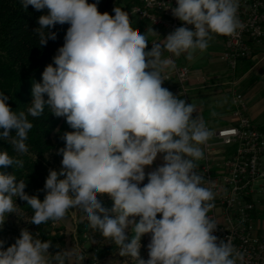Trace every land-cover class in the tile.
<instances>
[{
	"label": "clouds",
	"instance_id": "1",
	"mask_svg": "<svg viewBox=\"0 0 264 264\" xmlns=\"http://www.w3.org/2000/svg\"><path fill=\"white\" fill-rule=\"evenodd\" d=\"M98 3L20 0L24 10L29 5L48 10L33 31L40 46L57 39L50 31L55 25L70 27L53 57L55 67L47 65L42 83L33 82L26 111H12L9 97L0 92V140L27 154L34 127L29 117H40L45 108L66 118L74 131L62 136V168L49 170L43 201L25 192L24 179L0 172V227L9 213H16L20 198L33 210L31 224L38 226L63 219L69 209H81L88 227L136 264H245L244 254L230 240L213 235L217 223L208 215L215 195L204 186L198 161L204 158L201 146L214 133L199 116L192 118L194 104L162 87L176 67L172 56L192 59L196 51L207 50L213 35L237 34L242 28L239 0H176L172 15L194 30L178 27L163 43L153 41L150 50L128 12L116 6L114 16L101 13ZM158 154H163L162 166L148 172L141 187L145 166ZM7 166L23 168L24 161L0 150V168ZM105 195L113 201L111 209L103 206ZM145 234L151 236L146 261L139 253ZM4 243L0 240V264H68L73 256L83 264L85 259L59 245V251L50 253L52 241L27 229L6 250Z\"/></svg>",
	"mask_w": 264,
	"mask_h": 264
},
{
	"label": "built area",
	"instance_id": "2",
	"mask_svg": "<svg viewBox=\"0 0 264 264\" xmlns=\"http://www.w3.org/2000/svg\"><path fill=\"white\" fill-rule=\"evenodd\" d=\"M126 1L128 5L122 9L133 24L145 23L163 30L166 36L181 26L194 30V25L172 15L176 0ZM237 15L242 23L237 34L212 38L223 41L221 60L233 78L240 63L252 59L258 49L264 52V0H239ZM175 72L181 84L188 81V68H176ZM232 87L233 124L214 132V142L203 145L198 171L204 176V186L215 195V207L208 214L217 223L213 235L230 240L244 254L245 264H264V232L255 226L264 204V131L253 125L246 99L235 82ZM179 93L186 96L184 88L180 87ZM218 147L224 151L222 156ZM230 147H235L233 153H227Z\"/></svg>",
	"mask_w": 264,
	"mask_h": 264
},
{
	"label": "trees",
	"instance_id": "3",
	"mask_svg": "<svg viewBox=\"0 0 264 264\" xmlns=\"http://www.w3.org/2000/svg\"><path fill=\"white\" fill-rule=\"evenodd\" d=\"M94 3L96 0H88ZM126 0H99L98 11L107 12L114 16V7L123 8L127 6ZM48 10H35L31 5L26 10L22 9L20 0H0V92L9 97L7 103L12 111H26L32 100L33 82L42 83V73L45 67L53 63V57L57 54V49L64 44V37L69 24H57L50 31L57 34L56 40L49 39L46 46L38 44V37L34 30L39 27L38 18L47 14ZM145 23L135 22L132 26L144 32ZM45 99L47 96L45 95ZM34 127L28 134L26 144L29 148L27 154H18L10 144L0 140V150H8L9 154L17 159L24 161L23 168L7 166L0 168V172L6 174H15L17 181L24 179L26 181L25 192L32 196H37L41 201L45 198L46 190L44 185L46 178L51 170L50 157L56 164L62 162V154H58L59 149L65 147V141L62 136L65 132H72V129L64 117H56L51 114L49 109L45 108L44 113L37 118L29 117ZM14 135V130L13 133ZM163 157V154H160ZM148 182L147 176L140 185L143 187ZM23 212L29 219L30 233L42 241L51 240L52 246L49 252L55 254L64 248L65 236L60 235L59 231L52 234L51 230L54 221H48L45 224H31L33 210L27 205V202L16 198ZM103 206L111 209L113 201L105 195ZM264 215V213H262ZM139 220V217H136ZM157 218H161L158 214ZM137 220V222H138ZM87 228L88 232L93 234L97 242V255L106 258L119 251L118 247L111 241L102 237L99 231L88 227V221H84L80 227ZM3 233L0 232V236ZM151 239L150 234L141 237L140 243L145 246L146 239ZM17 239V238H16ZM16 239L8 238L3 240L4 250L15 243ZM131 235L129 236L130 242ZM1 240V239H0ZM59 245L60 248H57Z\"/></svg>",
	"mask_w": 264,
	"mask_h": 264
},
{
	"label": "crops",
	"instance_id": "4",
	"mask_svg": "<svg viewBox=\"0 0 264 264\" xmlns=\"http://www.w3.org/2000/svg\"><path fill=\"white\" fill-rule=\"evenodd\" d=\"M148 27L150 26L145 25L143 30L144 34ZM153 31L157 33V36L153 37V41L163 43V39L166 38V33L158 28H154ZM222 52L223 41L221 39L211 40L207 50L203 52L196 51L192 59H188V62L190 63L189 66H178L175 63V69L181 67H186L189 69L190 75L186 83L181 84L178 81L174 69L167 73L168 80L163 82L162 87L167 88L174 95L184 99L187 101L186 103H192L196 106L197 111L193 112V119H196L198 116L200 118L202 117V120L207 123V126L210 124L215 125L218 128L216 129L219 130L233 124L232 83L235 82L237 85L236 89L242 93L246 99L248 107L247 113L253 125L257 129L264 131L263 50L258 49L252 59L240 63L234 78L229 74L218 72H215V74L213 73L206 75L203 74L201 68L195 66L197 65L196 63H198L197 61L199 60V57H202L201 59H208L210 57L218 58L222 62ZM180 87L184 88L186 96L180 95ZM205 111L209 112V115L206 118L204 116ZM217 149V153L222 156V153L224 152L223 149ZM226 151L227 153H232L228 149ZM155 161L159 166H162L163 159L159 154Z\"/></svg>",
	"mask_w": 264,
	"mask_h": 264
},
{
	"label": "rangeland",
	"instance_id": "5",
	"mask_svg": "<svg viewBox=\"0 0 264 264\" xmlns=\"http://www.w3.org/2000/svg\"><path fill=\"white\" fill-rule=\"evenodd\" d=\"M154 30L153 27H148L147 31L145 32L148 42V50L151 49V44L154 40L153 37H156L157 35L151 34L148 30L151 29ZM150 43V45H149ZM166 56H172L170 53H165ZM202 57H199V60L196 63L199 68H201L203 74H215V72L223 73V74H229L230 71L227 69L226 65L221 62L218 58H208V59H201ZM172 59L178 66H189V60L187 59V54H181L179 57L172 56ZM210 62V64H209ZM208 64V65H207ZM192 65V64H191ZM194 66V65H193ZM212 72V73H209ZM209 115L208 111H205V118ZM202 119V117L200 118ZM207 124V123H206ZM209 129L213 131V133L218 129L215 125H208ZM217 128V129H216ZM209 142H214V139L211 137ZM203 149V145L201 146ZM221 148V147H218ZM228 150H230L232 153L235 151V147H230ZM160 155V154H159ZM161 156V155H160ZM162 157V156H161ZM51 162V170L60 171L62 168V162L59 164H56L53 159L50 157L47 158ZM163 159V158H162ZM159 165L156 163V161L153 162L151 166H145V173L147 176L148 172H151L155 170ZM63 179L64 177H60ZM16 203V213H9L6 217V220L2 227H0V232L3 234L0 236L1 240H5L8 238H19L20 233L22 229H27L30 232V224L29 219L23 212L20 204L18 203L17 199L15 201ZM261 211L264 213V204L262 206ZM136 220H138L136 218ZM84 221H87L86 214L79 208H72L69 209L66 216L58 221H54L52 224V228L54 230L52 231V234L57 233V230H60V235L65 236V245L63 249H73L78 253H82L85 255V259L83 261V264H136L135 260H133L131 257L125 256L122 257L119 255V251L111 254L110 256L106 258H101L97 255V242L93 238V234L88 232L87 228H82V231L80 229L82 223ZM256 228L264 232V215H262L259 220L255 223ZM131 233H129V236ZM150 242V239H146L145 246L141 244V248L139 250L140 258L144 259L145 261L149 259L148 256V248L147 245ZM68 264H79V262L76 260V257L73 256L69 259Z\"/></svg>",
	"mask_w": 264,
	"mask_h": 264
}]
</instances>
